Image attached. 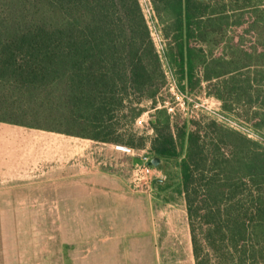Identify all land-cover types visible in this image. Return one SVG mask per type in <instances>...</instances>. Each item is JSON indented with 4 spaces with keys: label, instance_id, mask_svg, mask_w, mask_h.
<instances>
[{
    "label": "trees",
    "instance_id": "16d2710c",
    "mask_svg": "<svg viewBox=\"0 0 264 264\" xmlns=\"http://www.w3.org/2000/svg\"><path fill=\"white\" fill-rule=\"evenodd\" d=\"M150 1L183 90L224 78V110L256 98L264 121V86L241 79L264 68V46L250 61L229 36L248 12L264 38V0ZM165 85L139 0H0V122L144 149L134 127L153 110L148 151L172 167L153 194L184 203L195 264H264V145L214 119L178 121L158 102Z\"/></svg>",
    "mask_w": 264,
    "mask_h": 264
},
{
    "label": "rangeland",
    "instance_id": "374dc122",
    "mask_svg": "<svg viewBox=\"0 0 264 264\" xmlns=\"http://www.w3.org/2000/svg\"><path fill=\"white\" fill-rule=\"evenodd\" d=\"M139 2L160 52L166 82L167 75L170 77L172 74L177 79L162 53L166 42L152 3L150 0ZM230 30L229 36L235 37L232 45L239 46L243 54L251 55L250 61L258 59L264 38L263 42L257 38L252 13L246 12L242 24ZM223 46L213 49L212 55L207 53L208 56L224 55ZM257 64L255 62L248 71L244 69L241 79L244 81L248 75L260 91L264 86L261 82L264 68ZM199 70L202 71L201 68ZM223 80H213L188 90L181 87L182 94H172L165 85L158 102L169 103L168 108H173L169 113L178 121L188 118L207 122L214 119L264 145V121L256 114L260 101L256 102L254 98L252 104L256 108L250 109L251 103L245 99L237 106H232L233 99L226 100V105L232 108L231 112H226L224 102L218 98ZM149 105L148 102L144 103V107ZM153 113V110L145 112L134 127L138 135L144 137L146 148H134L135 153L115 150L114 155L93 154L95 158H89L88 171L83 172L82 176L74 175L72 187L59 196L62 200L0 201V264H114L122 255L123 239L128 234L145 231L152 224L153 209L158 208V198L154 194L135 193L130 188V175L134 166L139 163L140 155L149 153L150 138L154 136L150 125ZM97 159L105 163L93 161ZM44 164L42 162V168ZM159 167L163 169L161 178L166 179L165 173L172 169L171 165L162 163ZM176 220L178 222L181 218L176 217ZM175 222L170 221L172 224ZM160 233L158 238L166 245ZM182 245L183 248L186 246L184 243ZM186 262L190 263V257Z\"/></svg>",
    "mask_w": 264,
    "mask_h": 264
},
{
    "label": "crops",
    "instance_id": "0c3cea01",
    "mask_svg": "<svg viewBox=\"0 0 264 264\" xmlns=\"http://www.w3.org/2000/svg\"><path fill=\"white\" fill-rule=\"evenodd\" d=\"M118 146L0 122V201H60L59 196L72 187L74 175L88 171L93 154L114 155ZM156 203L152 224L123 239L122 255L114 264H187L189 257V264H195L184 203L167 202L164 206L163 199ZM176 217L181 220L177 222ZM159 233L166 245L159 240Z\"/></svg>",
    "mask_w": 264,
    "mask_h": 264
},
{
    "label": "built area",
    "instance_id": "2783aa9c",
    "mask_svg": "<svg viewBox=\"0 0 264 264\" xmlns=\"http://www.w3.org/2000/svg\"><path fill=\"white\" fill-rule=\"evenodd\" d=\"M167 88L172 92L181 93V86L177 79L171 74L170 77L167 75ZM181 88V89H180ZM164 106L168 109V111L173 110V108H168L169 103H164ZM141 117L139 118V120ZM118 149L126 151L128 153H135V149L118 146ZM152 156L145 152L144 154L140 155V161L137 163L130 175V188L135 193L140 194H153V184L154 181L160 179L163 175L162 171L149 164L151 161Z\"/></svg>",
    "mask_w": 264,
    "mask_h": 264
},
{
    "label": "water",
    "instance_id": "95a60500",
    "mask_svg": "<svg viewBox=\"0 0 264 264\" xmlns=\"http://www.w3.org/2000/svg\"><path fill=\"white\" fill-rule=\"evenodd\" d=\"M163 163L162 159L159 157H153L151 161L149 162L150 165L154 167H159Z\"/></svg>",
    "mask_w": 264,
    "mask_h": 264
}]
</instances>
